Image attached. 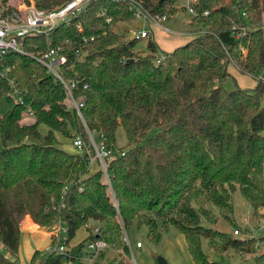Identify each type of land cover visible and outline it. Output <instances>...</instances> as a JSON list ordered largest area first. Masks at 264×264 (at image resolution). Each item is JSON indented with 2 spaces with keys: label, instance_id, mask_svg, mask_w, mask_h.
Masks as SVG:
<instances>
[{
  "label": "trees",
  "instance_id": "1",
  "mask_svg": "<svg viewBox=\"0 0 264 264\" xmlns=\"http://www.w3.org/2000/svg\"><path fill=\"white\" fill-rule=\"evenodd\" d=\"M67 1L35 3L54 8ZM177 1L141 4L150 14L167 18L175 14ZM8 2L0 0L5 12L15 8ZM197 12L190 23L199 25L193 38L162 51L163 60L155 56L158 45L151 38L146 55L135 51L137 40L124 39V34L114 44L88 50L82 45L79 59L76 47L64 44L82 36L99 40L113 24L132 20L125 1L91 0L81 14L57 26L50 45L64 46L67 59L58 72L74 99L84 97L81 117L62 82L30 56L48 48V37L26 36L21 42L27 54L13 51L0 57V248L17 258L25 211L26 221L40 228L60 220L68 240L87 222L95 223L99 232L88 238L97 236L126 255L123 237L134 225L144 226L154 243L174 227L184 236L194 264H232L210 261L202 240L215 252L232 247L255 253V239L228 237L205 222L216 221L210 204L219 213L232 211L235 190L254 214L264 207V83L259 78L252 89L222 85L231 76L230 66L243 74L264 71V0H198ZM28 108L31 123L22 121ZM119 126L127 148L115 150ZM87 130L101 133L106 147L117 152L105 161L106 173L91 171L86 154L59 146L58 133L88 141ZM84 244L40 259L35 250L30 264H85L74 256ZM0 264L14 261L0 251ZM93 264L129 263L123 254L102 252ZM253 264H264V252Z\"/></svg>",
  "mask_w": 264,
  "mask_h": 264
},
{
  "label": "rangeland",
  "instance_id": "2",
  "mask_svg": "<svg viewBox=\"0 0 264 264\" xmlns=\"http://www.w3.org/2000/svg\"><path fill=\"white\" fill-rule=\"evenodd\" d=\"M24 0H9V4L13 7L19 9V5L23 3ZM185 0H178L176 3V12L171 17L166 19H159L157 21H152L150 24L144 18L134 17L129 22H117L111 26L108 33L98 41H94L90 49H94L105 45L110 42L114 44L117 41V36L121 37L124 34V39L135 38L137 30L146 29L149 31L148 37L137 38L135 44V51L141 55H146L149 53L147 48V42L151 38L158 45V51L154 54L157 57H161L162 51H171L175 47H178L193 38V31L198 24L192 25V16L184 9ZM225 23L229 22L227 18H223ZM264 21V18H263ZM196 22V21H194ZM193 22V23H194ZM197 23V22H196ZM264 26V22L261 23ZM122 38H119L121 40ZM245 49V48H244ZM246 52V49L243 53ZM233 62V61H232ZM232 70L231 76H229L222 85L226 89H234L237 86L244 89H252L256 86L257 80L264 75V71H260L257 75L254 74H243L230 66ZM22 121L31 123L33 121L32 115L26 114ZM39 129L42 132L47 130V127L40 124ZM73 134V133H72ZM75 134L70 137L57 134V139L59 146L69 153H79L80 151L72 143ZM99 143V139H97ZM115 150H120V148H127V140L123 129L119 126L115 133ZM95 166H92V171H94ZM232 211L230 213L224 211L220 212L212 204L209 205L210 210L216 217L215 223L205 222L207 226L221 230L223 232L232 233L235 228L240 232L239 238L255 239L257 241L255 245V253L252 254H241L236 252L232 247L228 248L224 252H215L206 240H202L201 246L203 252L206 254L208 259L212 262L217 263H232V264H253L254 258L257 254L264 252V207L259 210L258 214H254L250 205L242 198L240 192L235 190L231 196ZM29 215L27 212L23 211L20 220V243L18 248L17 258H13L6 251L4 247L0 248V251L10 260L14 261V264H30V257L35 250L40 252L39 255H46L49 253L47 248L52 247V240L48 235V227L37 228L33 221H26V216ZM212 218V216H210ZM31 219V218H30ZM31 223V224H30ZM86 235V230L84 227H80L71 242H77L84 238ZM125 235L129 238L131 243L129 257L133 258L135 264H158V259H164L167 264H188L185 257L190 261V257L187 253L186 248L180 249V245L177 244L176 250L173 249V245L176 244L177 239L182 241L183 235L174 227L169 226L165 231L162 232L158 242L154 243L150 241L147 237L146 228L144 226H132L130 227ZM139 240L142 242L143 247L141 249L135 248V241ZM110 256H114L115 253L108 252ZM182 260H180V259ZM191 262V261H190Z\"/></svg>",
  "mask_w": 264,
  "mask_h": 264
},
{
  "label": "built area",
  "instance_id": "3",
  "mask_svg": "<svg viewBox=\"0 0 264 264\" xmlns=\"http://www.w3.org/2000/svg\"><path fill=\"white\" fill-rule=\"evenodd\" d=\"M91 0H68L67 2L56 6L54 8H39L35 0H24L23 3L19 5V9L12 8L11 11L5 12L3 6H0V57L9 52H18L22 54H27L22 49V38L26 36H34V35H45L48 37V48L41 53L40 55H32L30 56L34 58L36 61L44 65L47 70L52 73L56 78H58L62 84L66 87L68 94L71 98L73 108L76 110L78 115L81 117L80 108L83 106L84 97L76 100L72 97L71 92L67 84L61 78L58 69L59 65L66 62V54L64 53L63 45H50L51 39H49L53 30L57 28V26L61 24L69 23L74 17L78 16L82 13L84 7ZM110 1H125L130 10L133 12L134 17L144 18L149 24L152 21H157L159 19H166V16H158L152 15L148 11H146L142 7V0H110ZM184 9L188 11V13L195 17L197 16V5L198 0H185ZM208 10H204L202 12L203 16L209 15ZM103 15V13H102ZM106 20L109 22L111 17H107ZM77 29L79 31L82 30L80 24H77ZM136 34L135 39L148 37L149 31L146 29L137 30L133 32ZM94 41H98L94 39L93 36L86 37L82 36L80 41L72 42L69 39L64 40V44L73 45L75 48V58L79 59L81 57L80 47L82 45L86 46V49H89V46ZM244 47H241V51L244 52ZM163 56L159 58L163 60ZM10 68L6 69V72L9 71ZM2 73H5L2 72ZM262 82L264 83V77H260ZM9 83H13V79H9ZM73 85V83H72ZM84 88L87 87L86 84L83 85ZM28 114L32 115V111L28 108ZM88 141H85L81 136L75 135L72 143L77 149L87 155V163L88 168L92 171V166H95V170L98 168L102 169L104 173H106L105 161L111 159L112 157L117 155V152L109 149L103 142V135L101 133H94L90 130H87ZM99 139V143L97 142ZM82 227L86 230V235L79 242L85 241V244L81 250V254L74 255L78 257L79 260L83 261L85 264H93L96 258L102 253L112 252L115 254H123L125 259L129 264H135L133 258L129 257V254L126 255L123 253L121 249H116L111 245L107 244L103 239L96 236V238H88L92 233L93 235H97L99 232V226L95 223L87 222ZM52 240V247L47 248L49 253L54 254H65L71 253V249L77 245V243H72L71 239L67 238V229L59 220L58 223L52 227H49V231L47 232ZM232 234L234 236H239L240 232L236 228L233 230ZM73 239V238H72ZM123 240L125 244L129 248L130 253V242L129 238L124 235ZM78 242V243H79ZM142 243L137 241L135 243V248H141ZM48 253V254H49ZM46 255H39L40 258H44ZM66 264H72L71 261H68Z\"/></svg>",
  "mask_w": 264,
  "mask_h": 264
},
{
  "label": "crops",
  "instance_id": "4",
  "mask_svg": "<svg viewBox=\"0 0 264 264\" xmlns=\"http://www.w3.org/2000/svg\"><path fill=\"white\" fill-rule=\"evenodd\" d=\"M163 51H165V50H163ZM168 52V51H167ZM233 68H235V67H233ZM229 72L230 73H232V70H230V67H229ZM31 220H29V222H30ZM34 225L37 227V228H39L35 223H34ZM184 237V236H183ZM80 241V240H79ZM79 241H77V242H73V243H78ZM137 241H139V240H136L135 241V243L137 242ZM130 242V241H129ZM141 242V241H140ZM142 243V242H141ZM177 244H179L180 245V249L181 250H183V248H186V250H187V253H188V255H189V252H188V249H187V245H186V242H185V239L183 238L182 239V241H180L179 242V240L177 239V241H176V244L175 245H173V249L172 250H176V248H177ZM130 245H131V243H130ZM142 247H143V244H142ZM141 247V248H142ZM141 248H136V249H141ZM189 257H190V255H189ZM180 259V258H179ZM185 259L187 260V263L188 264H194V262L192 261V259H191V257H190V261H188V259H187V257H185ZM181 260V259H180ZM182 261V260H181ZM167 263V262H166Z\"/></svg>",
  "mask_w": 264,
  "mask_h": 264
},
{
  "label": "water",
  "instance_id": "5",
  "mask_svg": "<svg viewBox=\"0 0 264 264\" xmlns=\"http://www.w3.org/2000/svg\"><path fill=\"white\" fill-rule=\"evenodd\" d=\"M26 3H28V0H26ZM226 235H227L228 237H231V236H232V234H231V233H228V232H226ZM158 264H167V263H166V261H165L164 259L159 258V259H158Z\"/></svg>",
  "mask_w": 264,
  "mask_h": 264
}]
</instances>
